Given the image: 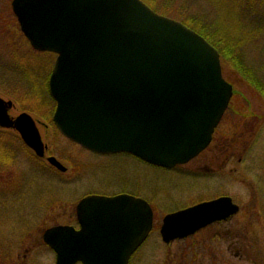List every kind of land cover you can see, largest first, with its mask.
<instances>
[{
	"label": "water",
	"instance_id": "obj_1",
	"mask_svg": "<svg viewBox=\"0 0 264 264\" xmlns=\"http://www.w3.org/2000/svg\"><path fill=\"white\" fill-rule=\"evenodd\" d=\"M32 46L58 54L50 89L63 134L101 152L126 151L161 166L186 163L209 144L232 96L219 52L184 24L141 0H13ZM0 98V125L15 126L39 155L44 145L27 114L12 121ZM49 161L61 170L54 158ZM238 211L228 197L168 215L164 241L183 238ZM79 230L59 226L45 241L57 264H129L153 214L129 195L89 196Z\"/></svg>",
	"mask_w": 264,
	"mask_h": 264
},
{
	"label": "rangeland",
	"instance_id": "obj_2",
	"mask_svg": "<svg viewBox=\"0 0 264 264\" xmlns=\"http://www.w3.org/2000/svg\"><path fill=\"white\" fill-rule=\"evenodd\" d=\"M11 2L0 0V95L14 102L12 114L23 111L21 104L36 113H53L46 77L56 55L36 54L30 49ZM185 2L190 6L188 12L181 9ZM170 9L177 17L200 13L211 21L218 20L222 13L212 0H174ZM238 14V21L244 26L234 23L233 29L245 39L246 60L256 69L260 68L264 75V67L261 69L264 33L257 25H251L253 22L245 17L247 13L242 7L235 16ZM220 20L228 24L229 17L222 15ZM252 33L259 36L253 38ZM223 67L225 77L234 85V95L214 132L211 150L174 169L150 167L122 154H94L66 139L49 118L31 113L40 122L39 129L48 146L46 155H54L67 168L62 172L53 168L46 158H34L17 143L20 141L14 139L16 134L13 131L0 129V148L8 146L12 149V152L9 150L12 157L7 170L15 175L3 185L9 192L19 191L15 196L6 194L0 208V259H4L5 264L53 263L55 257L42 246L44 226H77L76 205L82 197L90 193L115 195L130 189L146 197L154 209L153 231L133 256L131 264H254V257L263 258L264 100L234 70ZM21 68L30 74L31 81L21 75ZM16 80L22 84L20 88L16 86ZM28 83L34 85L31 87ZM28 90L31 95L26 92ZM8 138L15 141L10 142ZM231 144L233 146L229 149ZM233 147H236L235 155L230 158ZM255 190L260 193V197L256 195L257 199L252 192ZM55 192L56 199L50 204ZM226 194L241 208L227 223L213 224L192 237L170 244L162 241L159 229L166 214L192 206L202 199L210 200ZM37 214L41 220L31 223ZM9 218L13 222L24 218L28 224L19 230L20 224L13 227ZM4 221L8 225L3 224ZM38 224L41 225L37 228ZM35 226L37 229L33 234L26 232ZM15 228H19L17 234ZM249 232V238L237 235H249ZM246 245L251 259L241 253Z\"/></svg>",
	"mask_w": 264,
	"mask_h": 264
},
{
	"label": "trees",
	"instance_id": "obj_3",
	"mask_svg": "<svg viewBox=\"0 0 264 264\" xmlns=\"http://www.w3.org/2000/svg\"><path fill=\"white\" fill-rule=\"evenodd\" d=\"M146 1L153 3L161 13H168L176 17L205 36L219 50L223 64L233 69L246 83L250 84L264 97V80L258 74L256 69L250 66L247 62L244 53L245 41L238 36V34H235L237 32L233 29V24L239 23V14L236 17L235 13H239L240 7H242L244 12L247 13L245 17L253 22V24L264 26V0H212V2L222 11L219 19L215 21L205 19L200 13H190L179 17L175 16L169 8L174 0H163L164 7L154 4V0ZM189 7V3L185 2L181 6V9L184 10V12H188L190 10ZM222 15L226 18L229 17L230 23L229 20L228 24L223 20H220ZM21 72L23 76L30 80L29 73H25L23 70H21ZM25 77L22 79L26 81ZM22 79L20 80L21 82L23 81ZM17 80V86L22 85L24 82L23 81L21 84L20 81L17 82ZM33 85L34 84L31 85L28 83V86ZM232 146L233 144L229 145V149ZM235 150L236 147H233L230 156L235 154Z\"/></svg>",
	"mask_w": 264,
	"mask_h": 264
},
{
	"label": "flooded vegetation",
	"instance_id": "obj_4",
	"mask_svg": "<svg viewBox=\"0 0 264 264\" xmlns=\"http://www.w3.org/2000/svg\"><path fill=\"white\" fill-rule=\"evenodd\" d=\"M13 116L15 115L13 114ZM3 139H6V138H3ZM9 150L12 152V149L10 147L8 149V146L0 148V196H1V185L4 188L3 183L10 182L15 176L14 172L11 173V172H8L9 170H7L9 166L8 162L11 163V157H12ZM18 192H9L8 190L5 189V191L2 193L4 194L3 197H5L6 194L15 196ZM0 264H5L4 259H0Z\"/></svg>",
	"mask_w": 264,
	"mask_h": 264
}]
</instances>
